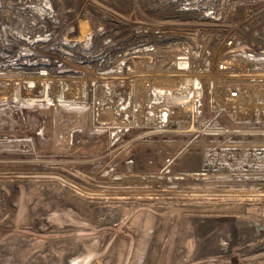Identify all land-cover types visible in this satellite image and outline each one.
<instances>
[{
	"label": "rangeland",
	"instance_id": "rangeland-1",
	"mask_svg": "<svg viewBox=\"0 0 264 264\" xmlns=\"http://www.w3.org/2000/svg\"><path fill=\"white\" fill-rule=\"evenodd\" d=\"M177 1L0 0V59L40 62L0 72L1 264H264V120L222 110L235 73L217 70L264 0H226L225 31L202 13L218 0ZM104 40L122 52L99 63ZM201 53L213 94L165 103Z\"/></svg>",
	"mask_w": 264,
	"mask_h": 264
},
{
	"label": "built area",
	"instance_id": "built-area-1",
	"mask_svg": "<svg viewBox=\"0 0 264 264\" xmlns=\"http://www.w3.org/2000/svg\"><path fill=\"white\" fill-rule=\"evenodd\" d=\"M184 1L185 0H180L175 3L177 5H185ZM203 1L201 3H203ZM229 1L234 4L239 2V0ZM218 2L220 8H217L216 10L208 4H203L202 13L205 15L213 13L217 20L225 22L228 20V11L231 8H224L223 10V5L226 3V0H218ZM225 30H228V28L225 27L224 31ZM246 30L248 33H254V38H257L258 41H260L259 44L257 42L248 41L250 40L249 37H247L248 39L245 37L246 41L239 42L238 34L241 33L232 30L224 43L226 46L223 54L224 56L220 59L217 65V70L221 73L228 74V72L231 71L236 74H233V76L229 77L228 81L224 82V91L227 93L225 95L226 100H224L225 102L230 101L234 108L223 107L222 110L228 113H230L231 110L232 113L234 111L235 113H238L241 110L240 107L238 108L237 106L240 104L246 105L245 114L252 116L250 119L262 121L264 120V20H253L249 22L246 26ZM169 44L170 42L165 46L168 47ZM199 58L201 75H197L196 77L190 76L189 79L194 80L198 84L200 91L199 97L201 98L204 92V83L210 85L209 93L212 95V90L215 89L216 82L215 79H212L208 74L209 62L203 60L202 53ZM180 62H187L188 67H179L178 64ZM176 63L177 69L182 72H189V70L195 66L192 63V58L184 53L177 57ZM216 81H218V79Z\"/></svg>",
	"mask_w": 264,
	"mask_h": 264
},
{
	"label": "bare ground",
	"instance_id": "bare-ground-1",
	"mask_svg": "<svg viewBox=\"0 0 264 264\" xmlns=\"http://www.w3.org/2000/svg\"><path fill=\"white\" fill-rule=\"evenodd\" d=\"M23 7H25V6L22 5L20 8L22 9ZM15 12L13 14L9 15V17H11V16L13 17V20H15V22L14 23H10L7 20V22H8L7 24H9L10 27L16 26L18 21L19 22H23V23L24 22L28 23L27 22L28 17L24 16V14L22 13V10L21 11L17 10ZM0 14H2V13H0ZM0 16H3V14L0 15ZM228 18H230V17H228ZM253 18L254 17L251 16L248 19H245L244 22L242 23L241 28L234 27V28H237V29H233V30H236L237 32L246 31V34H248L247 30H246V26L248 25L247 24L248 22H251V21L255 20ZM262 20H264V17H263ZM0 21H2V20H0ZM227 21L228 20H226L225 22H227ZM203 23H204L203 25L205 27L211 25V24H209L207 22H203ZM223 24H225V23L222 22V21L217 22V25H216L218 27L217 31H224V29H225L224 26L225 25H223ZM247 37L252 38L251 35H249V34L247 35ZM98 42L99 41H97V46H95V49H94V51L96 53H94V55L92 57H94L95 59L99 60V63H100L101 60H108L110 58L115 57L116 54H120V52H122V50H120V49H122L121 41L120 42H111L110 40H104L103 42H99V43ZM131 43H133V42H131ZM131 43H127V44H131ZM54 45H57V44L55 43ZM21 51H22V53H24V52H32V49H30V47H23V49ZM30 54H32V53H30ZM22 56L16 55L13 58H10V59L8 58L7 60L0 59V72H2L3 70L6 69V67L4 65L7 64V63L11 64L12 66H14V68L16 67L17 69H19V71H22V72L28 71V69L30 68L29 66L31 64L35 63L36 65H33V66L36 67L37 63H40L36 58H31V57H26L25 58V57H22ZM89 56H91V54H89ZM186 77L187 78L184 81V86H183L182 92L179 93V94H176V95H170V96L166 95V97H165L166 98V102L165 103H167L168 105L174 106V105H182V104H186V103H189V102L192 103V102L197 101V98L200 95L198 84L194 80L189 79L190 75H186ZM156 91H158V89ZM61 99H64V96L62 97V95H61ZM192 105H193V103H192ZM60 120H62V116L58 115V121H60ZM67 139H68V137H63V135L61 133L58 134V136L56 137V140H57L56 141V143H57L56 146L58 148V151H61L63 149L64 150L67 149L66 147H67V144L69 142L68 141L69 139L68 140ZM114 215H116V213H114ZM7 254L8 253H4L0 249V256L7 258V257H9V256H7ZM1 263H2V261H0V264Z\"/></svg>",
	"mask_w": 264,
	"mask_h": 264
},
{
	"label": "water",
	"instance_id": "water-1",
	"mask_svg": "<svg viewBox=\"0 0 264 264\" xmlns=\"http://www.w3.org/2000/svg\"><path fill=\"white\" fill-rule=\"evenodd\" d=\"M90 38H91V35H88V36H87V40H86V42H85L86 45L90 43ZM178 66H179V67H182V68H187V67H188V63H187V62H180V63L178 64Z\"/></svg>",
	"mask_w": 264,
	"mask_h": 264
}]
</instances>
